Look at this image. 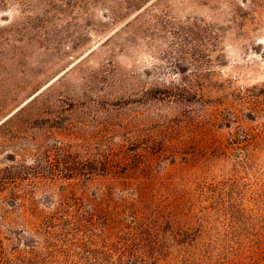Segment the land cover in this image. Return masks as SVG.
Returning a JSON list of instances; mask_svg holds the SVG:
<instances>
[{
    "label": "rangeland",
    "instance_id": "obj_1",
    "mask_svg": "<svg viewBox=\"0 0 264 264\" xmlns=\"http://www.w3.org/2000/svg\"><path fill=\"white\" fill-rule=\"evenodd\" d=\"M102 194L264 264V0H0V236Z\"/></svg>",
    "mask_w": 264,
    "mask_h": 264
},
{
    "label": "trees",
    "instance_id": "obj_2",
    "mask_svg": "<svg viewBox=\"0 0 264 264\" xmlns=\"http://www.w3.org/2000/svg\"><path fill=\"white\" fill-rule=\"evenodd\" d=\"M97 201L95 207L85 200L62 201L37 222L0 236V264H174L163 225L154 217L125 218L108 194ZM171 232L174 239L180 236Z\"/></svg>",
    "mask_w": 264,
    "mask_h": 264
}]
</instances>
